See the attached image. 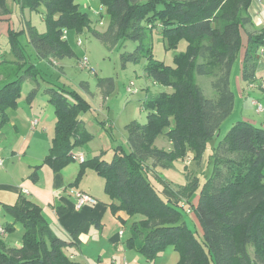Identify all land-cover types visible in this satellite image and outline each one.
<instances>
[{
	"label": "trees",
	"instance_id": "1",
	"mask_svg": "<svg viewBox=\"0 0 264 264\" xmlns=\"http://www.w3.org/2000/svg\"><path fill=\"white\" fill-rule=\"evenodd\" d=\"M18 1L22 9L32 12L46 7L47 32L40 34L35 27H28L30 44L39 59L75 57L68 33L80 35L90 30L110 49L123 47L127 40L138 43L133 52L122 55L123 60L139 63L147 58V76L171 89L147 95V123L132 121L126 125L129 153L117 147L110 162L98 156L81 163H88L103 177L107 205L114 215L123 212L130 219L138 218L127 246L148 262H154L171 245L180 255L178 264H264V128L246 120L234 123L214 147L212 171L203 184L197 173L192 176L186 167L188 183L177 188V194L181 201L186 196L188 208L197 215L203 228L202 240L188 229L183 215L187 207L156 189L148 172L171 169L180 159L202 164L208 144L220 138L222 124L234 111L231 78L244 34L248 41L242 78L264 94V81L257 77L264 26L255 27L253 23V0H101L110 19L105 32L92 29L89 15L80 10L76 0ZM9 14L7 0H0V20ZM153 31L167 40L170 49L187 42L186 52L176 55L174 66L153 58L149 43ZM10 38L15 57L26 59L19 39L13 34ZM6 64L10 61H0V69ZM37 75L33 71L0 72L4 77L0 80V129L9 119L8 111L17 107L26 78L36 82L28 100L37 95ZM196 75L212 78L213 98L204 95ZM99 87L108 95L114 90L113 79L100 80ZM47 92L56 125L46 163L59 171L75 161V151L93 136L80 118L84 105L75 100V92L59 85L50 86ZM162 135L168 137L170 149L156 146ZM83 176L81 171L73 185L77 186ZM196 193L197 206L192 202ZM8 211L24 232L21 246H12L4 236L16 231L15 222L6 224L0 237V264H81L70 254L77 240L70 243L56 236L38 204L22 197Z\"/></svg>",
	"mask_w": 264,
	"mask_h": 264
},
{
	"label": "rangeland",
	"instance_id": "2",
	"mask_svg": "<svg viewBox=\"0 0 264 264\" xmlns=\"http://www.w3.org/2000/svg\"><path fill=\"white\" fill-rule=\"evenodd\" d=\"M76 2L79 4L80 10L89 15L93 30L98 32L107 30L110 19L101 0H76ZM7 4L10 14L0 20V61H10V64L4 65L0 72H17L20 74L32 71L38 72L39 97L47 96V89L52 85L63 86L78 95L75 100L84 105V109L81 110V118L86 122L87 131L93 136L86 145L77 149L86 157L87 162L98 156H102L104 160L110 162L115 156L117 147H120L125 153H129L126 125L132 121L141 124L147 123L148 111L145 109V102L148 94L157 95L163 91H171L170 88L156 84L153 79L147 76L145 72L147 58H143L139 63L123 60L122 55L125 52H133L138 43L127 40L123 47L110 49L95 37L90 30L80 35L70 32L68 40L76 52L75 57L54 61L39 59L35 48L30 44L28 27L30 25L35 27L40 34L47 32L46 7L42 5L38 11L32 12L29 9H22L18 0H7ZM11 34L19 39L26 59L18 60L15 57L10 45V40L13 39L10 38ZM79 40L82 42L81 45L78 43ZM149 43L152 46L153 58L169 66H174L176 55L186 52L187 49L186 41H182L177 48L170 49L167 40L158 31L151 33ZM83 59L89 61L90 69L80 67V61ZM234 70L235 67L232 71L231 81L233 92L236 95V104L232 115L221 126L220 138L218 137V139L216 138L208 144L202 158V164H197L189 159L186 161L180 159L175 162L174 167L171 169H154L159 179L154 177L153 183L159 191L169 190L172 192L171 188L186 187L188 183L186 178L187 166L192 172L191 175L194 176L197 173L196 176L203 184L210 177L212 171L210 161L214 147L226 136L229 129L237 121L246 120L264 128V111L259 114L251 105L253 99H259L264 107V94L255 89L257 94H254L257 96H254L253 93L246 94L245 97L241 95L237 87V76H241L242 70L241 68L238 72H234ZM3 78V76H0V80ZM107 78L113 79L114 90L105 95L102 88L99 87V81ZM196 80L207 98L215 96L211 77L196 75ZM35 84L36 82L31 77L24 80L23 97L28 96ZM168 145L169 139L165 135L160 136L156 141L157 147L166 149ZM70 164L72 168L78 169V173L84 171L83 178H86L87 182H90L96 190L100 193L105 192L103 177L95 173L88 163L83 166L76 160ZM107 199L109 201V197ZM186 200L185 196L183 201L186 202ZM194 201L196 204L198 203V193L192 197V202L194 203ZM183 215L188 229L193 232L198 240H202L203 228L197 215L195 214L198 219L196 224L192 221L187 210ZM136 221H138V218L137 220L131 218L127 221L125 239L130 237L129 233ZM9 241L10 244L14 242L12 238ZM130 255L135 258L133 253H130ZM179 260V253L173 246L169 245L154 262H148L146 258H143L142 262L143 264H178Z\"/></svg>",
	"mask_w": 264,
	"mask_h": 264
},
{
	"label": "crops",
	"instance_id": "3",
	"mask_svg": "<svg viewBox=\"0 0 264 264\" xmlns=\"http://www.w3.org/2000/svg\"><path fill=\"white\" fill-rule=\"evenodd\" d=\"M250 14L255 27L264 26V0H253ZM247 39L244 34L243 48L234 65V72H238L239 68L242 70ZM260 53L257 77L258 80L264 81V48ZM237 87L244 97L246 94H254L255 89L257 90L255 86H248L243 81L242 73L237 76ZM39 92L40 90L32 100H28L27 96L23 97L22 92L17 107L8 111L9 119L0 129V158L5 162L0 168V228L3 229L6 224L14 222L16 228L13 234L6 233L4 239L9 243L12 238V246H21L23 226L15 221L8 208L15 206L22 197H26L41 207L44 218L56 236L70 243L75 242L74 238L77 240L70 248V254L75 261L81 264H143L142 259L145 257L127 246V240L132 237L131 231L130 237L125 239V225L130 218L123 212L114 215L107 205L109 201L105 192L100 193L86 178L77 186L73 185L79 171L72 168L71 164L55 171L51 164L46 163L55 136L56 114L54 107L49 103V93L39 97ZM255 94L254 96H257ZM254 101L260 100L253 99L251 103L257 111ZM34 121L36 125H33ZM170 148L169 142L166 149ZM75 152L82 154L77 150ZM36 168L37 177L34 178ZM148 172L152 179L159 177L154 169H149ZM173 189L171 188L172 192L166 190L163 194L175 203L181 202L177 188ZM78 191L94 197L97 202L86 203L81 209H77L75 193ZM197 204L194 201V205ZM194 213L192 211L188 214L196 224L198 219ZM78 229V236H74ZM130 253H133L135 258Z\"/></svg>",
	"mask_w": 264,
	"mask_h": 264
},
{
	"label": "built area",
	"instance_id": "4",
	"mask_svg": "<svg viewBox=\"0 0 264 264\" xmlns=\"http://www.w3.org/2000/svg\"><path fill=\"white\" fill-rule=\"evenodd\" d=\"M64 35L65 36L67 35V31L64 32ZM78 43H79V45H81L82 44L81 40H79ZM80 67L82 69H86V68L90 69L89 61L87 59L81 60L80 61ZM254 105L256 106L258 113H262L264 111V107L262 106V104L260 102L254 101ZM36 124H37L36 121H34L33 125H36ZM74 158H75V161L77 160L80 163H83L86 159V157L83 154H76L74 156ZM4 163H5L4 160L0 158V168L4 166ZM75 198H76V208L77 209H81L86 203L95 204L97 202V200L94 197L87 195V194H84L83 192H79V191L75 193ZM180 203L182 206L187 207L188 213L193 211L192 209L188 208L187 202L181 201ZM4 233H5L4 229L0 228V234L3 235ZM121 234H122V232H121Z\"/></svg>",
	"mask_w": 264,
	"mask_h": 264
}]
</instances>
